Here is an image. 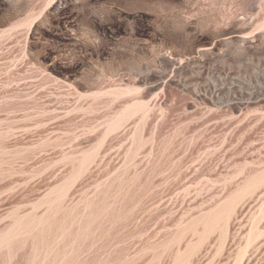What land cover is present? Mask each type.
I'll return each instance as SVG.
<instances>
[{"label": "rangeland", "instance_id": "rangeland-1", "mask_svg": "<svg viewBox=\"0 0 264 264\" xmlns=\"http://www.w3.org/2000/svg\"><path fill=\"white\" fill-rule=\"evenodd\" d=\"M0 264H264V0H0Z\"/></svg>", "mask_w": 264, "mask_h": 264}]
</instances>
